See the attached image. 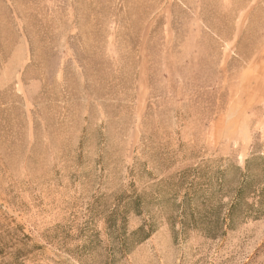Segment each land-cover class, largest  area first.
I'll list each match as a JSON object with an SVG mask.
<instances>
[{
  "label": "rangeland",
  "instance_id": "1",
  "mask_svg": "<svg viewBox=\"0 0 264 264\" xmlns=\"http://www.w3.org/2000/svg\"><path fill=\"white\" fill-rule=\"evenodd\" d=\"M0 264H264V0H0Z\"/></svg>",
  "mask_w": 264,
  "mask_h": 264
},
{
  "label": "trees",
  "instance_id": "2",
  "mask_svg": "<svg viewBox=\"0 0 264 264\" xmlns=\"http://www.w3.org/2000/svg\"><path fill=\"white\" fill-rule=\"evenodd\" d=\"M235 209V205L234 206H232V208H231V210H230V213H229V220H231L232 219V213H233V210Z\"/></svg>",
  "mask_w": 264,
  "mask_h": 264
}]
</instances>
